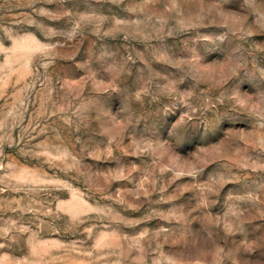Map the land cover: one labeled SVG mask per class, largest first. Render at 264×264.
Here are the masks:
<instances>
[{
	"label": "rangeland",
	"instance_id": "1",
	"mask_svg": "<svg viewBox=\"0 0 264 264\" xmlns=\"http://www.w3.org/2000/svg\"><path fill=\"white\" fill-rule=\"evenodd\" d=\"M0 264H264V0H0Z\"/></svg>",
	"mask_w": 264,
	"mask_h": 264
}]
</instances>
